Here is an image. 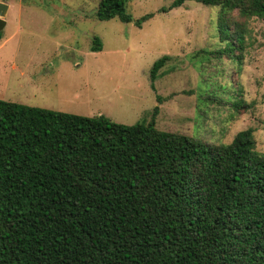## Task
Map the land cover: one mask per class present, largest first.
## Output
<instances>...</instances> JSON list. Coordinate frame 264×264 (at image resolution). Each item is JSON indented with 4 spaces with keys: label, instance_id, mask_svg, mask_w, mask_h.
I'll return each mask as SVG.
<instances>
[{
    "label": "trees",
    "instance_id": "1",
    "mask_svg": "<svg viewBox=\"0 0 264 264\" xmlns=\"http://www.w3.org/2000/svg\"><path fill=\"white\" fill-rule=\"evenodd\" d=\"M194 1L264 19V0ZM127 2L99 0L96 17L139 27L152 17L134 19ZM220 32L234 41L219 53L240 62L242 32ZM169 59L153 62V90ZM157 111L128 125L0 99V264H264L253 130L209 144L159 129Z\"/></svg>",
    "mask_w": 264,
    "mask_h": 264
},
{
    "label": "rangeland",
    "instance_id": "2",
    "mask_svg": "<svg viewBox=\"0 0 264 264\" xmlns=\"http://www.w3.org/2000/svg\"><path fill=\"white\" fill-rule=\"evenodd\" d=\"M0 1L10 5L0 39L1 99L128 125L149 121L157 105L159 129L219 144L251 128L264 152V19L194 0L172 8L173 0H128L134 19L152 13L139 27L99 20V0ZM223 24L242 32L243 48L233 50L240 62L219 53L234 41L221 36ZM163 55L170 59L153 90L149 71Z\"/></svg>",
    "mask_w": 264,
    "mask_h": 264
},
{
    "label": "water",
    "instance_id": "3",
    "mask_svg": "<svg viewBox=\"0 0 264 264\" xmlns=\"http://www.w3.org/2000/svg\"><path fill=\"white\" fill-rule=\"evenodd\" d=\"M7 9H8V4L0 1V31L3 29L4 25H5V16L7 13Z\"/></svg>",
    "mask_w": 264,
    "mask_h": 264
},
{
    "label": "crops",
    "instance_id": "4",
    "mask_svg": "<svg viewBox=\"0 0 264 264\" xmlns=\"http://www.w3.org/2000/svg\"><path fill=\"white\" fill-rule=\"evenodd\" d=\"M9 8H10V5H8L7 12H8V10H9ZM6 14H7V13H6ZM4 19H5V18H4ZM5 24H6V23H5ZM4 26H5V25H4ZM3 28H4V27H3ZM3 44H4V41L0 44V49H1V47H2ZM11 68H12V70H16V69H15L16 67H14L13 65H12ZM21 73H23V70H20V74H21ZM0 99H1V98H0Z\"/></svg>",
    "mask_w": 264,
    "mask_h": 264
}]
</instances>
